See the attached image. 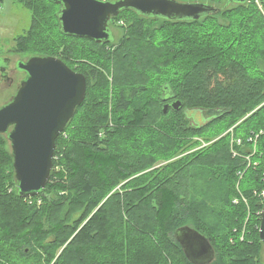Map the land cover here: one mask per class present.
<instances>
[{"label":"trees","instance_id":"16d2710c","mask_svg":"<svg viewBox=\"0 0 264 264\" xmlns=\"http://www.w3.org/2000/svg\"><path fill=\"white\" fill-rule=\"evenodd\" d=\"M20 2L32 14L20 49L70 66L85 59L74 71L87 95L40 196H19L0 134V264H192L176 238L183 227L208 238V264H260L264 0L199 21L127 10L112 20L127 27L117 45L64 35L48 0ZM190 110L214 120L200 126ZM198 139L208 145L197 149Z\"/></svg>","mask_w":264,"mask_h":264},{"label":"water","instance_id":"95a60500","mask_svg":"<svg viewBox=\"0 0 264 264\" xmlns=\"http://www.w3.org/2000/svg\"><path fill=\"white\" fill-rule=\"evenodd\" d=\"M48 1L61 5L57 17L64 35L101 45L112 43L111 20L127 10L169 21H199L218 10L208 3L178 0ZM228 1L237 4L248 2ZM19 67L27 76L14 98L0 107V134H6L11 143L18 194L22 198H31L42 195L46 189L54 167L57 140L86 99L87 79L61 59L51 56L30 57ZM170 107L179 111L182 103L168 104L164 112L167 113ZM188 116L200 126L214 120L205 119L202 110H190ZM259 232L264 244V206ZM176 238L192 264L213 261L215 251L212 244L197 230L183 227L176 232Z\"/></svg>","mask_w":264,"mask_h":264},{"label":"rangeland","instance_id":"374dc122","mask_svg":"<svg viewBox=\"0 0 264 264\" xmlns=\"http://www.w3.org/2000/svg\"><path fill=\"white\" fill-rule=\"evenodd\" d=\"M2 4H0V55L9 57L12 59L11 67L15 66V62L18 60H27L29 57L33 55H40L43 56L44 53H29L28 51L20 49V44L19 39L24 38L28 36L29 29L31 27L32 23V14L31 12L26 9L24 5L21 4L20 0H1ZM107 1H115V0H107ZM179 1V0H178ZM191 0H187V2H190ZM198 2L202 3H208L212 5L209 1L205 0H197ZM235 5H238L237 3H226L225 0L223 1L222 4L220 5H213L214 7L219 8L226 7L228 9L235 7ZM59 7L56 6V10H58ZM148 18V17H147ZM113 20V19H112ZM163 21V20H162ZM160 21L156 26L159 27L162 23ZM124 26V21H111V31L113 35V41L112 45H117L124 37V34L126 32L127 27H122ZM130 26V25H128ZM51 57H56L61 59L58 56H51ZM65 64L66 62L64 59H61ZM86 60L84 59L83 62ZM81 62V63H83ZM81 63L77 61L76 64H73L70 62L71 66L66 64L68 67L71 69H80ZM86 64V63H85ZM90 65V64H88ZM25 76V75H24ZM23 79V74L21 73H16L14 75V83L11 85L10 83H2L0 85V107L3 105L7 104L12 100L16 92L18 91L20 87V80ZM4 136L7 140L8 143V150L10 151L12 155V147L9 139L7 138L6 134H1ZM67 137V136H66ZM256 139H258V136H256ZM200 142L199 147L197 149H201L208 144L204 143L202 139H198ZM252 140V139H250ZM197 141V139H196ZM257 141V140H256ZM251 142V141H250ZM256 143V142H255ZM195 149V150H197ZM183 157V154L178 155L171 161H162L156 164L155 169H161L167 164L174 162L178 159ZM249 159V161L247 160ZM246 160L248 162V167L249 163L251 164V157H246ZM253 163V162H252ZM251 166V165H250ZM14 171V168H13ZM15 175V172H14ZM16 180V179H15ZM262 211V210H261ZM261 219V218H260ZM60 255V253H59ZM260 264H264V249L262 250L261 257H260Z\"/></svg>","mask_w":264,"mask_h":264},{"label":"flooded vegetation","instance_id":"af4514ba","mask_svg":"<svg viewBox=\"0 0 264 264\" xmlns=\"http://www.w3.org/2000/svg\"><path fill=\"white\" fill-rule=\"evenodd\" d=\"M33 56H40V55H33ZM33 56H31V57H33ZM40 57H47V56H40ZM27 60H25V61H27ZM4 61H7V63H4ZM25 61L24 60H18L15 62V66L11 67L12 59L9 57H5V56L0 55V85L2 83H10L12 85L14 83V75L16 73H21V74H23V79L20 80V87H21V82L24 80V78L27 76V74L20 69L19 65L21 62H25ZM2 68H4L3 71H2ZM20 87H19V89H20ZM19 89H18V91H19ZM17 92H16V94H17Z\"/></svg>","mask_w":264,"mask_h":264},{"label":"built area","instance_id":"2783aa9c","mask_svg":"<svg viewBox=\"0 0 264 264\" xmlns=\"http://www.w3.org/2000/svg\"><path fill=\"white\" fill-rule=\"evenodd\" d=\"M64 136L66 137V135L64 134ZM237 142V144L238 145H241V140H236L235 141V143ZM233 152V151H232ZM233 155L234 156H237V153L236 152H233ZM249 160V159H248ZM251 164L249 163V166H250ZM238 175L240 176V178H242L243 177V174L242 173H238ZM245 202H246V200H244ZM234 203H238V200H234ZM259 217L261 218V212H259Z\"/></svg>","mask_w":264,"mask_h":264},{"label":"bare ground","instance_id":"6f19581e","mask_svg":"<svg viewBox=\"0 0 264 264\" xmlns=\"http://www.w3.org/2000/svg\"><path fill=\"white\" fill-rule=\"evenodd\" d=\"M105 1V0H104ZM60 7H61V5H59ZM59 10H60V8H59ZM58 13H59V11H58ZM144 17V16H143ZM149 18H155V17H149ZM114 19V18H113ZM158 19H160V20H164V19H162V18H158ZM112 21V20H111ZM173 22H176V21H173ZM173 109V108H172ZM174 110V109H173ZM257 140V139H256ZM248 160V159H247ZM249 161V160H248ZM31 198H33V197H31ZM25 199H28V198H25Z\"/></svg>","mask_w":264,"mask_h":264}]
</instances>
